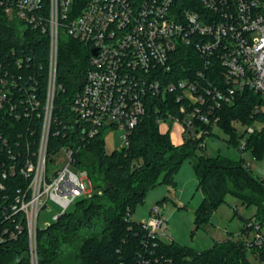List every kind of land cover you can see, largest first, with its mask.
Segmentation results:
<instances>
[{
  "label": "trees",
  "instance_id": "1",
  "mask_svg": "<svg viewBox=\"0 0 264 264\" xmlns=\"http://www.w3.org/2000/svg\"><path fill=\"white\" fill-rule=\"evenodd\" d=\"M178 3L187 9L200 7V0H179ZM18 23L9 19L0 6V86L1 81L9 86L15 84L5 89L7 97L4 109L0 110V239H4L0 240V264H32L24 215L12 209L17 195L27 193L28 180L18 168L11 173L10 166L22 165L27 156L26 147H30L31 155L37 150L42 119L35 112L28 115L25 109L30 106L31 94L43 109L49 72L48 33L34 27L21 30ZM89 62V46L71 38L61 39L57 63L60 89L54 100L48 155L53 159L62 148H73L76 166L88 172L91 184L99 193L81 198L74 203L75 211L67 210L50 225L38 229V264H134L141 254L152 256L155 264H264V247H249L243 239L218 242L204 251L160 239L155 246L152 242L146 246L141 222L129 219L149 190L163 183L173 186L176 171L191 157L204 194L195 214L197 227L208 223L227 192L235 194L243 204L256 205V221L261 224L264 181L250 173L243 158L239 162L221 155L213 158L203 146L206 137L218 127L242 151L245 134L233 123L253 124V109L262 103L260 97L251 91L238 93L234 104L223 105L216 111L217 124L205 126L209 131L207 136L186 138L179 145L172 141L169 132H161L157 123L159 114L168 110L177 112L178 104L150 99L146 115L130 134L129 146L108 153L106 130L98 128L91 134V126L81 121L76 123L70 114ZM174 64L180 77L183 68L193 72L200 68L202 60L195 48L182 47L176 52ZM210 70L208 74L212 77L213 68ZM248 149L263 156L264 135L256 133L246 137L245 150ZM250 221L242 229L246 236L252 230L247 228ZM19 222L22 230L15 237L5 233V229H13ZM150 252L153 253L149 255ZM250 253L253 259L249 258Z\"/></svg>",
  "mask_w": 264,
  "mask_h": 264
},
{
  "label": "built area",
  "instance_id": "2",
  "mask_svg": "<svg viewBox=\"0 0 264 264\" xmlns=\"http://www.w3.org/2000/svg\"><path fill=\"white\" fill-rule=\"evenodd\" d=\"M178 2L0 0L6 15L19 22L21 30L39 28L48 33L50 40L46 101L41 110V103L31 94L30 106L25 109L28 115L35 112L42 119L38 147L33 155L30 147H26L22 165L10 166L11 173L18 168L28 180L27 193L17 195L12 209L24 215L32 264H38L37 220L47 202L53 201L62 210L56 221L72 204L92 196L84 183L89 179L88 172L76 166L73 148H62L53 159L48 155L54 100L60 89L57 63L62 38L90 47L85 81L70 106V114L76 123L91 126V134L98 128L106 132L120 128L123 146H129L130 134L146 115L150 99L160 98L163 103L178 104L177 112L168 110L159 114L157 123L161 132L171 133L175 127L183 142L186 138L207 136L205 126L219 121L216 111L223 105L234 104L238 93L251 91L262 103L253 109V124L245 126L237 122L236 127L245 134L242 151L246 148V137L264 135V0H200L198 10L182 8ZM182 47L195 48L202 64L193 72L183 68L178 77L174 63L176 52ZM210 68L212 77L208 74ZM1 84L0 110H3L5 89L15 84L9 86L3 81ZM10 109L16 111L14 106ZM60 162L64 165L55 169L53 166ZM245 165L250 167L249 162ZM3 176H7L6 171ZM141 227L144 245L152 242L155 246L165 235L167 219L156 206ZM247 228L255 231L248 246L264 247L261 224L251 220ZM21 230L19 222L13 229H5V233L15 237ZM154 262L152 256L141 254L134 264Z\"/></svg>",
  "mask_w": 264,
  "mask_h": 264
},
{
  "label": "rangeland",
  "instance_id": "3",
  "mask_svg": "<svg viewBox=\"0 0 264 264\" xmlns=\"http://www.w3.org/2000/svg\"><path fill=\"white\" fill-rule=\"evenodd\" d=\"M233 125L236 127L237 122H234ZM121 135L120 128H111L106 132L105 147L108 153L123 147L124 142ZM174 137V142H180V137L178 138L177 135ZM230 142L231 136L225 130L214 127V133L206 138L205 152L213 158L221 155L237 162L243 158L246 163H250V173L255 178L264 181V154L260 157L249 149L242 152ZM63 165L64 162H60L53 167L59 169ZM72 169L77 173L80 172L78 168ZM174 178L175 184L173 186L165 183L159 184L146 193L143 201L135 207V211L131 216L133 221H148L151 217V210L157 206L167 219V228L165 235L161 236V240L164 243L176 242L196 251L207 250L216 241L227 240L229 237L233 241L240 239L249 241L254 238V230H251L250 238L246 239V235L242 233L240 228L245 226L248 220L256 221L258 213L256 205L243 204L239 197L227 192L212 213L208 223L197 227L195 214L204 194L200 187L199 176L195 170L194 159L191 157L186 158L176 171ZM84 183L89 195L99 193V189H95L88 178L84 180ZM75 209L74 204L68 208L69 212H73ZM61 211L56 203L48 201L38 215L37 224L39 229L45 228L54 222L55 217ZM261 232L264 236V219L261 221ZM249 258L253 259L251 253Z\"/></svg>",
  "mask_w": 264,
  "mask_h": 264
},
{
  "label": "crops",
  "instance_id": "4",
  "mask_svg": "<svg viewBox=\"0 0 264 264\" xmlns=\"http://www.w3.org/2000/svg\"><path fill=\"white\" fill-rule=\"evenodd\" d=\"M175 135H177L178 136V138L180 137V142H174V136ZM170 136H171V138H172V141L175 143V144H177V145H179V144H182L183 143V139L181 138L182 137V135L180 134V131L177 129V128H173V130H172V132L170 133ZM246 222H248V221H246ZM244 228V226L242 227V228H240L241 230ZM250 234H251V231L249 232V234L246 236V239H248V238H250ZM242 236H243V234H242ZM228 239H231V237H229ZM227 239V240H228ZM233 240V239H232ZM223 241H226V240H222V241H216L215 243H218V242H223ZM215 243H213V245L215 244ZM212 245V246H213ZM212 246H210L209 248H211ZM208 248V249H209Z\"/></svg>",
  "mask_w": 264,
  "mask_h": 264
},
{
  "label": "water",
  "instance_id": "5",
  "mask_svg": "<svg viewBox=\"0 0 264 264\" xmlns=\"http://www.w3.org/2000/svg\"><path fill=\"white\" fill-rule=\"evenodd\" d=\"M93 53H95V51Z\"/></svg>",
  "mask_w": 264,
  "mask_h": 264
}]
</instances>
